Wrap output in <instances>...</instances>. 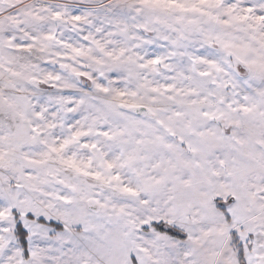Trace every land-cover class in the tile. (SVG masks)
<instances>
[{"label":"snow or ice","instance_id":"1","mask_svg":"<svg viewBox=\"0 0 264 264\" xmlns=\"http://www.w3.org/2000/svg\"><path fill=\"white\" fill-rule=\"evenodd\" d=\"M0 264H264V0H0Z\"/></svg>","mask_w":264,"mask_h":264}]
</instances>
